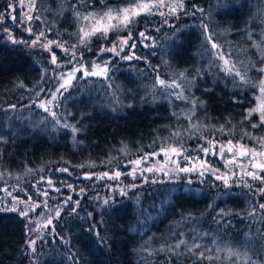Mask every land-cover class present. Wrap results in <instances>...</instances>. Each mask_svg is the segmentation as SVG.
Masks as SVG:
<instances>
[{
  "label": "trees",
  "instance_id": "16d2710c",
  "mask_svg": "<svg viewBox=\"0 0 264 264\" xmlns=\"http://www.w3.org/2000/svg\"><path fill=\"white\" fill-rule=\"evenodd\" d=\"M10 1L17 3L18 0H0V13L7 10ZM73 2L75 0H36L42 19L48 22L42 27L50 39L75 41L70 33L76 32L79 25L68 10ZM125 3L126 0H105L109 6ZM185 3L189 9L193 3L204 7L208 13L205 22L209 30L216 33L214 39L225 43L233 60L250 57L259 61L246 33L252 31L253 39H261L264 32V0H185ZM92 4L95 10L105 7L100 0H92ZM61 6L65 9L62 14ZM77 7L82 6L78 4ZM199 16V13L196 18L181 14L179 19L170 18L168 24H164L160 16L137 17V23L132 28L134 37L138 32L146 31L153 40L145 43H155V47L149 48L137 45V54L147 57L148 63L113 57L110 72L112 88L99 78L74 81L76 87L65 93L69 98L57 111L61 114L71 112L68 121L81 129L75 139L67 129L53 130L51 117L44 120L47 113H42L33 104L27 105L35 98L32 90L38 84L45 89L55 86L56 81L51 78L54 66L49 62V53L42 49H28L22 44L14 45L0 38V109L7 110L10 105H16L15 110L0 111V136L7 141L0 143V173L5 176L0 179V188L7 187L10 191L19 190L33 196L32 185L44 176L52 178L61 188V193L50 191L52 196L58 195L57 200L60 199L61 204L67 195H72L74 200L80 199L76 214L67 215L68 208H64L61 219L54 221L56 233L60 235L50 229L40 232L42 238H37L35 257L26 243L30 238L29 234L26 235L24 218L17 212L0 211V264H166L164 254L150 257L146 250L174 243L180 233L190 236L192 229L209 233L203 242L215 235L222 246L231 245L242 251L247 248L250 255L264 246V239L260 238L264 236V223L253 222L247 216L250 203L256 200L264 202V197H253L250 201L248 189L235 185L225 188L210 173L202 178L198 173L176 172L170 159L178 160L181 167L190 165L183 157H165L162 153L150 157L147 164H141H151L149 166L160 169L148 177L147 182L144 172L139 175L136 172L135 180L127 175L136 167L131 161L154 151L159 152L172 131L179 128L183 133L184 126L189 123L183 118V110L190 108V104L175 100L170 102L171 98L159 88L153 98L157 74L160 78L169 79L183 71L203 70V78H197L186 94L203 101V107L197 108L196 115L199 123L208 129L203 131L204 137L215 136L220 142L232 140L234 144L239 140L241 144L253 147L254 141L246 137L240 139L243 132L264 136V126L253 129L249 121L243 120L247 110L256 108L261 102L259 88L236 87L232 77L215 69L208 70L204 38L197 26ZM38 24L33 20L30 26L36 31ZM49 24L53 25L51 33L47 32ZM169 25L180 31L175 32L174 27ZM11 31L17 39L29 40L33 37L14 27ZM57 32L61 34L59 37ZM117 36H127V32L110 31L107 40L92 37L91 51L81 48L85 62H98L108 57L110 53L101 56L96 53L102 45L110 47ZM177 36L179 39H176ZM53 51L61 61L67 59L60 50ZM70 67L64 65L56 71H66ZM153 67L158 72L153 71ZM248 75L253 78V83L258 84L262 74L251 70ZM21 83L24 87H20ZM25 111H30L31 119L24 117ZM173 112L181 118L177 119ZM35 116L39 117V121L33 122ZM251 119L258 121V114L254 113ZM220 125H224L226 130L231 129V134L216 132L213 126ZM198 135L187 138L185 133L183 144L188 154L199 156L220 172H226L224 160L219 156L204 157L202 152L197 151L204 144L203 139L197 138ZM168 142L176 143L175 139ZM59 168H68L71 175L56 171ZM29 169L32 171L28 172ZM113 171L122 173L119 180L78 178L85 173L111 174ZM152 180L157 182L152 183ZM61 181L72 184L77 190L84 188L85 194L78 196ZM128 185L137 186L129 189ZM38 187L43 189L48 186L40 184ZM120 187L128 189L126 195H109L110 189ZM105 199L109 200V204L103 203ZM220 209L232 213L224 218L230 223L223 227L214 220ZM257 228L260 233H257ZM95 232H99V236ZM246 233L251 237L247 242ZM60 236L64 237L63 241ZM211 255L215 256L216 252ZM219 255L220 260L203 261L201 264H232V261L225 260L226 252L222 251ZM254 258L257 256L254 255ZM180 260L181 264H191L187 257ZM173 264H176V258H173Z\"/></svg>",
  "mask_w": 264,
  "mask_h": 264
},
{
  "label": "snow or ice",
  "instance_id": "6c2138e0",
  "mask_svg": "<svg viewBox=\"0 0 264 264\" xmlns=\"http://www.w3.org/2000/svg\"><path fill=\"white\" fill-rule=\"evenodd\" d=\"M101 4H105V0H100ZM82 7H77V5ZM224 6V5H221ZM83 9V10H82ZM93 9L92 0H75L68 9L75 18V22L79 25L76 32L70 33V36H74L76 39L73 42L63 39H49L46 31L42 27L48 24L46 19H42L40 15V9L36 6V0L28 5V12L25 13L29 24L33 20L38 21L37 30L34 31L31 26L25 28V31L29 35L33 36L32 40L17 39L12 31L5 27L3 31L6 33V39L14 45L23 44L28 48L39 47L45 52L49 53V62L54 66V75L51 77L56 81L54 88L45 89L44 87L37 85L32 91L34 93L35 99L32 100V104L37 108L41 109L43 112L47 113L44 120L51 117V123L53 125V130L57 128L67 129L72 133L73 139L77 133L81 131L76 124L70 123L67 119L71 116V112H66V114H61L57 111L63 102H65L69 97L65 96V93L69 91L70 88L76 87L74 81L85 80L89 77L99 78L106 82L108 88H112L110 82V72L112 71L111 65L113 63L111 58L100 61L96 60L91 62H85L83 51L79 49L84 48L91 51L92 37H96L98 40H107L109 32H127V36H117L110 47L101 46L96 55L101 56L104 53H111L113 57H118L119 60L131 62L132 60H143L144 63H148V59L145 56L137 54V45L144 48L155 47V43H145V41H152L153 38L146 31H140L134 37L132 28L136 25L137 17L141 15L145 17L160 16L164 24L169 23V19L175 17L179 19L181 14L184 16H191L193 18L197 17L199 13L200 23L197 25L201 29V36L204 38L203 47L205 48L208 56L207 68L208 70L215 69L217 72H222L226 76L232 77V83L234 86H250L252 88H259L260 91V103L256 108L248 109L247 114L243 117L244 121L250 122V127L261 128L264 126V32L261 33V39L259 41L253 39L252 31L246 33L247 39L252 41L251 47L255 49V54H258L259 61H254L250 57L246 60L232 59V53L228 51L225 47V43L214 39L216 33L209 30L208 23L205 22L208 13L205 12L204 7L198 4H191V8L186 7L185 0H126L124 5L109 6L105 4L103 10H89ZM15 7L9 3L8 11L6 13H0V22H3L5 15L10 17L13 23H17L16 16L13 15L15 12ZM64 7L61 6L60 14L63 13ZM35 12L36 15L33 16L30 13ZM87 22V23H85ZM23 24V20L19 21ZM174 27L175 32H179V28H175L174 25H169ZM53 25L49 24L47 32L51 33ZM159 31V28L156 29ZM61 34L56 33L59 37ZM176 39H179L177 36ZM131 42V43H130ZM210 45V48H208ZM59 48L64 52L67 57L66 60L61 61L53 48ZM127 49V51H126ZM241 51H247L246 49H241ZM123 53V55H122ZM64 65H71L66 71H56L63 67ZM251 70H255L257 73L262 74L259 83H253V78L249 77L248 73ZM153 71L158 69L153 67ZM80 74L79 76L77 74ZM203 70L201 68L195 69L192 73H187V71L174 74L172 78L163 79L157 74L154 84H153V98H155V90L157 88L163 90V94L171 98V100L181 101L184 104H190L191 107L183 110V118L189 123L184 126V132L182 133L180 129H176L171 132L165 144L161 146L159 152H152L150 154H145L141 159L131 161L136 167L133 171L127 173V175L132 176L136 179L137 169L143 172H156L160 169L153 167H141V164H147L150 157L154 158L161 153L165 157H183L184 160L190 165L189 167H181L179 161L176 159H170V163L175 164L174 171L184 172V173H198L200 177H204L206 173H210L214 176L215 180L220 181L225 188H231L233 185L236 187H243L249 190L248 196L250 201L253 197H264V136H254L249 131H244L240 139L243 140L245 137L254 141V146L249 147L247 144H241L239 140L234 144L232 140L226 142H220L215 136L212 138L204 137L203 131L208 129L199 123V117L196 115V110L198 107H203V101H199L194 96L188 95L191 91L192 86L197 78H203ZM45 75H47V70H45ZM44 77H41L43 80ZM20 87H24L21 83ZM45 98H41V97ZM130 106V105H129ZM16 105H10L9 109H0V111L15 110ZM256 113L259 116L258 121H252L253 114ZM173 115L177 119L181 117L173 112ZM195 118V119H194ZM44 122V121H41ZM230 123V122H229ZM243 123V122H242ZM216 132L224 135L231 134V129L226 130L224 125L218 127L213 126ZM264 130V129H262ZM185 133L187 138H192L194 134H199L198 139H203L204 144L200 145L197 149L198 152H202L204 157L209 155L219 156L224 160V166L227 169L226 172H220L211 166V164L202 159L199 156H190L187 149L184 148L183 141L185 139ZM175 139L176 143L172 144L168 141ZM0 143H7L3 136H0ZM258 146V147H257ZM227 153V155H226ZM83 167V166H81ZM32 170L29 169L28 172ZM56 171L62 173H68L71 175L68 168H59ZM168 175L167 172L164 173ZM3 173H0V179H3ZM122 173L120 171H113L111 174L109 172H104L102 174L85 173L79 179L84 180H119ZM19 179V177H17ZM147 182V178H145ZM156 180H152V183H156ZM191 183V181H189ZM66 187L73 192H76L78 196L85 194L84 188H79L78 190L74 186L66 181H61ZM46 184L47 188H40L38 185ZM37 190L38 196L45 197L44 201H35L31 195L25 193L26 199H21L18 196L12 194V191L7 187L0 188V192L4 193L5 197H11V206L5 205L0 207V211H11L17 212L22 218H27L28 223L25 227L28 229L26 235L29 233H37V238H42L39 234L41 230H49L56 234V228L54 221H59L61 219V214L64 208H68L67 215H73L77 213V209L80 207V199H73L72 195H67L63 197L62 204L57 205L54 209L51 208L47 200L55 199L54 196H50L51 192L61 193V188L57 186V183L50 177L41 176L35 184L32 185ZM137 185H128L129 189L136 187ZM111 187V185H109ZM21 191H23L21 189ZM121 195H126V193L121 190ZM2 199V198H0ZM105 205L109 204V200L105 199L103 202ZM19 205H26L25 207H19ZM71 205V207H69ZM43 207L49 211V215H42V218L37 221H33L30 213L35 212L36 208ZM264 202L256 200L250 203V207L247 211V216L251 221L264 223ZM232 215V213L226 209H220L216 212L214 220L220 226H225L230 223V221L224 219L227 216ZM91 213H89V217ZM29 225H33L29 227ZM257 233H260V229H256ZM96 236H99V232H95ZM209 233L197 232L192 229V235L185 236L184 233L179 234V238L176 239L174 243L162 244L158 249H147V255H159L164 254L166 264H173V258H176V264H181L180 258L187 257L191 260V264H201L203 261L220 260V252H226L225 260L232 261V264H264V246L257 250V253L252 255L249 254V249L245 248L243 251L240 248H236L231 245H221L218 243V238L212 235L211 239L207 242H203L205 237H208ZM264 239V236L260 237ZM63 241L64 237L60 236ZM249 234H245V241L250 240ZM66 242V241H65ZM103 242V241H102ZM31 254L35 257L36 254V240L28 239L26 241ZM211 245V246H209ZM215 251L216 255L213 256L211 253ZM254 255L257 258H254Z\"/></svg>",
  "mask_w": 264,
  "mask_h": 264
},
{
  "label": "rangeland",
  "instance_id": "374dc122",
  "mask_svg": "<svg viewBox=\"0 0 264 264\" xmlns=\"http://www.w3.org/2000/svg\"><path fill=\"white\" fill-rule=\"evenodd\" d=\"M9 3H11L15 7V9H16L15 12L13 13V15L16 16L17 23H13L12 19L10 17H8L7 15H5L4 21L3 22H0V38H5L6 39V33L3 31V29L5 27L9 28L10 30H11V27H14L15 29H18V30H20L22 32H25L26 35L29 36L28 32L25 31V28L28 27V26H30L29 21L27 20V16L25 15V13L28 12V5L31 3V0H18L17 3L10 1ZM9 3H8V5H9ZM7 11H8V7H7V10L5 12H3V13H6ZM30 14L33 15V12L30 13ZM21 20H23V24L19 23V21H21ZM169 23H170V19H169ZM33 38L34 37H31L29 40H32ZM28 49H36V50L38 49V50H41L39 47H37V48H28ZM53 49L60 50L59 48H55V47ZM79 51H82V50L79 49ZM61 52L64 54L63 51H61ZM108 58H111V59L113 58V56H112L111 53H110V55L108 57H105L104 60L105 59H108ZM99 62L100 61H98V63ZM31 104H32V100L31 101H28V104L27 105H31ZM42 113H44V112L42 111ZM24 117L25 118H28V119H31V113H30V111H25ZM37 121H39V117L35 116L33 122H37ZM149 165H151V164H149ZM149 165H142L141 167H152V166H149ZM137 172H138L137 173L138 175L139 174H142L140 172V170L137 171ZM155 173L156 172H144V175H146V178H148V177H151V176L155 175ZM4 177L5 176L3 175V178ZM121 190H123L125 192L128 189L123 188V187H120V188L110 189V191L108 193H109L110 196H112L114 193L121 194ZM25 193H27V192H20L19 190L12 191V194L15 195V196H18V194H22V195L18 196L21 199H26ZM50 196H52L51 193H50ZM54 197H55L54 200L53 199H48L47 200L48 205L51 208H53V209L57 205H60L61 204V200L60 199L57 200L58 195H54ZM0 198H2V199H0V207H4L5 205L11 206V197H5L4 196V193L3 192H0ZM32 198L35 201H41V202L45 200V197L38 196L37 195L36 188H34V195L32 196ZM38 198H39V200H38ZM25 206L26 205H19V207H25ZM3 212H11V211H3ZM41 214L44 215V216L49 215V211L47 209L43 208V207H39V208H36L35 212H31L30 213V216H31V218H32L33 221H37V220H40L42 218V215ZM24 220H25V223L27 224L28 223L27 218H24ZM32 226L33 225H29V227H32ZM27 232H28V229H27ZM29 238L30 239H35L37 241V233H35V232L29 233Z\"/></svg>",
  "mask_w": 264,
  "mask_h": 264
}]
</instances>
